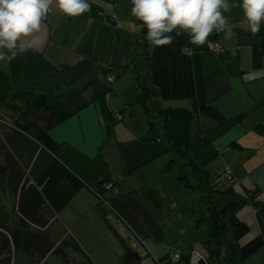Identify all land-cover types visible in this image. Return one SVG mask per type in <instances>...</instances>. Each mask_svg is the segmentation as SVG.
Here are the masks:
<instances>
[{
	"label": "crops",
	"instance_id": "obj_1",
	"mask_svg": "<svg viewBox=\"0 0 264 264\" xmlns=\"http://www.w3.org/2000/svg\"><path fill=\"white\" fill-rule=\"evenodd\" d=\"M103 2L100 5L102 15L95 19L66 16L54 0L43 21L47 33L45 45L10 63L0 62V109L12 89L66 95L65 106L78 112L53 127L50 136L91 157L101 149L109 162L118 193L113 196L111 191H106L105 201L109 208L119 212L124 207L120 212L122 219H131L138 214L142 225L134 229L136 238L149 243L151 249L147 253L153 260L164 262L162 259L167 260L170 252H176L172 249L179 250L177 253L182 256L190 255L195 251L193 248L199 235L196 218L192 204L177 180V173L171 172V167L166 168L171 157L168 144L152 140L147 134V126L141 123L135 126V132L128 131L131 137L127 144L117 141L116 137L121 140L117 129L116 137L114 130L111 136L107 135L96 98L109 87L113 88L115 78L122 77L135 60L133 41L141 25L131 15V0H125L121 7L116 0ZM232 2L238 3L239 0ZM225 15L232 21L234 35L229 39L221 32L222 51L204 50L199 54L205 98L225 117L215 126L210 120H204L211 126L206 136L217 151L216 158L206 165V170L214 177L228 167L234 176L235 190L247 194L259 189L257 200L264 204V53L260 65L253 67V52L261 49L264 42V22L260 33L253 36L239 24L243 16L240 8H233ZM110 16H116V20L110 21ZM107 75L112 81L107 80ZM255 127H260V131ZM119 182L126 189L123 192ZM143 187L158 192L157 205L154 200L143 196ZM82 192L86 199L87 194L94 200L97 197L84 186L69 204L77 200L76 203L82 205V197H78ZM14 203L9 185L0 183V215H8L11 227L19 219ZM237 216L249 226V232L240 239L241 244L261 233L251 205L239 209ZM55 219L56 214L50 217L42 234L29 229L27 222L25 233L31 241L40 235L51 242L46 232ZM31 241H27V246ZM28 249L34 248L31 245ZM11 251H14L13 246L8 252ZM240 264H264V245Z\"/></svg>",
	"mask_w": 264,
	"mask_h": 264
},
{
	"label": "trees",
	"instance_id": "obj_2",
	"mask_svg": "<svg viewBox=\"0 0 264 264\" xmlns=\"http://www.w3.org/2000/svg\"><path fill=\"white\" fill-rule=\"evenodd\" d=\"M87 2L90 5L89 11L80 16L98 19L102 15V7L97 2ZM146 35V28L141 27L133 41L136 48L134 59H143L147 71L143 75L134 68L137 86L135 92L128 90L131 103H127V106L132 103L143 106L148 119L147 134L154 141L168 144L167 150L171 157L166 168L179 165L177 180L180 185L193 186L203 191L202 206L195 218L196 224L198 222L206 225L205 233L200 238L206 250V264H240L264 245V204L257 200L259 189L248 191L247 194L238 193L234 188V181L223 178L222 172L213 177L206 170V165L216 158L217 151L206 136L211 126L206 125L204 120H210L214 126L225 120L205 98L199 54L208 50L206 44L201 47L191 44L188 33L184 32L177 37L173 46H153L148 53ZM262 35L264 36V32ZM219 37L220 35H212L209 39L216 40ZM263 53L264 42L261 49L253 52V67L260 65ZM112 89L109 87L96 98L100 103L108 136L113 133V125L122 119L111 111L110 105L105 101ZM65 96L12 89L4 98L3 104H8L7 108L10 110H15L17 99L34 98L35 102L31 104V119L26 116L15 119L10 129L5 130L2 135L4 143L0 141L5 155L11 160L14 159H9L12 166L8 185L19 213L14 227L9 225L7 214L0 215V228L9 234V239H3L0 244V253L9 246L16 250L22 247L27 249V241H31L25 233L27 222L45 227L50 217L67 206L82 187L89 188L98 197L111 191L105 187L106 183L111 182L115 187L116 182L112 178L109 162L101 149L91 157L68 143L55 141L50 136L49 131L53 127L78 112L77 109L65 106ZM161 100H190L191 107H162ZM36 109H41L42 115L36 113ZM153 114H156V118ZM40 118H44L43 125L38 123ZM259 128L255 127L260 131ZM23 159H26L27 166H22L20 160ZM25 170L27 176H24ZM141 192L147 200H154L158 204L157 191L143 187ZM112 195L117 196L118 193ZM245 205H251L255 209L261 233L241 244L240 239L249 232V226L240 220L237 212ZM101 210L105 215L106 211L103 208ZM47 213L49 216L46 217ZM117 237L123 247L119 264H143V256L121 236ZM34 238L35 241L29 243L34 248L32 250H53V244L46 237L36 235ZM188 256L181 255L185 263ZM88 261L93 264L89 259ZM0 264H9V260L0 259Z\"/></svg>",
	"mask_w": 264,
	"mask_h": 264
},
{
	"label": "rangeland",
	"instance_id": "obj_3",
	"mask_svg": "<svg viewBox=\"0 0 264 264\" xmlns=\"http://www.w3.org/2000/svg\"><path fill=\"white\" fill-rule=\"evenodd\" d=\"M90 1L98 2L92 0ZM99 1L101 3L98 2L97 4L101 5L103 0ZM124 1L125 0H116L120 7L121 4L122 6L125 5L123 4ZM103 3L108 4L106 2ZM146 42L147 52L150 53L154 45L150 44L148 40ZM134 68H136V71H139L141 74H146L147 66L144 60L139 58L133 60L129 66V69L124 72L122 77H119L117 79L115 78L112 83V93H108L105 98L106 103L110 105L111 111L115 115H118L117 117H122V120H119L115 125H113V128L114 134L116 133L117 129V134L121 138V140H119L115 134L117 141H121L123 142V144H127L126 142H128L131 137L128 134L129 130L135 132V126L139 125V123L148 126L147 116L145 114L143 106L140 103H132L131 105L127 106V103H131V101H129L128 99V90L132 89L133 92H135L134 89L135 86H137L135 81L136 71H134ZM108 76L109 75H107V78ZM110 81H112V78ZM33 102H35L34 98H31L29 100L17 99L14 106L15 110L8 109V104L2 105L3 107L2 109H0L1 142H3L2 135L5 134V130L10 129L11 124L15 119H22L25 116L27 117V119H31L30 111H32L31 104H33ZM161 106H171L173 108L188 109L191 107V101L161 100ZM34 111L38 114H41L42 112L41 109H36ZM153 117L156 118V114H153ZM38 123L40 125H43L44 118H40V120H38ZM9 159L10 158L5 155L4 149L0 145V183L8 184V178L11 175L12 166L10 162L11 159ZM12 160L14 161V159ZM20 161L22 162L23 167L27 166L26 159ZM179 170L180 168L178 164H174L171 166V172L178 174ZM14 171L18 172L17 169H15ZM27 175V170H25L24 176ZM190 182L193 185V179H191ZM118 186L122 190V192L123 190H126L122 183L119 182ZM182 188L188 200L192 204V213L196 217L197 211L202 206L201 204L204 193L202 190L193 188V186H182ZM91 192L96 195L93 191ZM83 193L84 192H82L78 196L82 197L83 204L79 205L76 203L77 200H75L71 204L65 206L59 213L56 214V219L47 230L46 234L50 236V243L53 244L52 251H34L22 247L20 250L14 249V251L8 252L9 248H11V246H9L7 250L5 249L2 252V259H8L9 264H90L88 259L93 264H119L123 254L122 244L117 237V235H119L129 245H134V248L141 255H143V264H175L171 261L167 262L168 260L157 263L147 253L148 250L151 249V246L148 242L143 243L139 239H137L135 233L136 231H134L135 228H140L139 226L142 225V223L139 222L140 217L137 216L138 214H135V216L131 219H128L126 217H123L124 219H122L120 214L124 211V207H121V213L117 209L114 210L109 208L107 202L105 201L107 193L104 195L102 194V197L95 196V200L92 198L93 196L87 194L90 201L83 196ZM11 198L14 197L11 196ZM128 198L129 199L127 202L130 201L129 196ZM9 201L10 200L8 197V202ZM101 208L106 211L105 215L103 214ZM170 225H173V223H170ZM28 226L29 229H32V231H35L36 233L42 234V231L44 230V227L38 226L33 223H29ZM196 228L199 235L195 240V245L193 248L195 251H192L190 253L194 252L205 258L206 250L204 249L200 238L205 233L206 225L204 223L197 222ZM5 238L9 239V235H7V232L5 230L0 229V244H2L3 239ZM172 251L178 252L179 250L172 249ZM177 264H185L184 260H182V257Z\"/></svg>",
	"mask_w": 264,
	"mask_h": 264
},
{
	"label": "clouds",
	"instance_id": "obj_4",
	"mask_svg": "<svg viewBox=\"0 0 264 264\" xmlns=\"http://www.w3.org/2000/svg\"><path fill=\"white\" fill-rule=\"evenodd\" d=\"M53 2L0 0V62L10 63L45 45L47 33L43 21ZM55 3L69 17L90 9L87 0H55ZM131 3V15L146 28V39L156 47L173 46L184 32L188 33L190 43L198 47L219 32L230 39L234 35L233 24L225 13L233 8L242 10L239 24L253 36L260 33L264 22V0H239L238 3L232 0H131Z\"/></svg>",
	"mask_w": 264,
	"mask_h": 264
},
{
	"label": "built area",
	"instance_id": "obj_5",
	"mask_svg": "<svg viewBox=\"0 0 264 264\" xmlns=\"http://www.w3.org/2000/svg\"><path fill=\"white\" fill-rule=\"evenodd\" d=\"M115 20H116V16H110V21H115ZM220 33L221 32L216 33L214 35H220ZM206 47H207L208 50L216 52V53L221 52L222 49H223V46H222V44L220 42V39H216V40L209 39L208 42L206 43ZM107 79L110 81L111 77L108 76ZM221 176L223 178L229 180V181H233L234 180L233 173L228 167H225L222 170ZM105 187L110 189L114 194L117 193V189L114 187L113 183H111V182L110 183H106ZM180 259H181V254L177 253V252H174V253H170L169 254V258L167 260H168V262L171 261L173 263H176ZM202 260H204L203 256H200V255H198V254L193 252V253H190V255L188 256V259H187L185 264H201Z\"/></svg>",
	"mask_w": 264,
	"mask_h": 264
},
{
	"label": "water",
	"instance_id": "obj_6",
	"mask_svg": "<svg viewBox=\"0 0 264 264\" xmlns=\"http://www.w3.org/2000/svg\"><path fill=\"white\" fill-rule=\"evenodd\" d=\"M201 264H206L204 260L201 261Z\"/></svg>",
	"mask_w": 264,
	"mask_h": 264
}]
</instances>
